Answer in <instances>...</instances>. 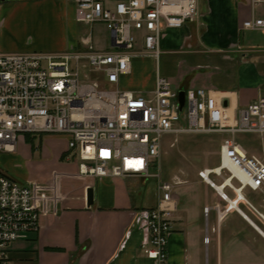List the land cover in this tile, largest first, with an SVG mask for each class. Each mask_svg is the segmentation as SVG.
<instances>
[{
    "label": "crops",
    "instance_id": "1",
    "mask_svg": "<svg viewBox=\"0 0 264 264\" xmlns=\"http://www.w3.org/2000/svg\"><path fill=\"white\" fill-rule=\"evenodd\" d=\"M76 10L75 0H3L2 50L81 49L90 31L94 46L105 49L104 43L95 45L94 37V26L103 23H80ZM251 17L264 19V2L253 6L251 0H201L196 19L165 29L158 62L152 56L133 57L120 88L151 95L160 74L179 92L214 90L236 118L241 108L264 96V29L245 28ZM142 45L138 39L139 50ZM57 137L61 143L54 148ZM36 139L21 137L17 150L27 155L22 157L30 173L8 170L4 164L13 153L1 155L4 172L33 187L40 208L39 230L10 243L11 264H155L145 252L146 212L158 203V184L133 176H81L77 156L67 151V136L43 135L40 144ZM38 148L41 155L35 156ZM176 185L179 205L168 244L170 264H203V244L209 245L211 264H264L262 192V198L253 199L246 188L239 194L226 186L225 199L200 176ZM89 188L94 192L91 205ZM204 217L210 228L206 235Z\"/></svg>",
    "mask_w": 264,
    "mask_h": 264
},
{
    "label": "built area",
    "instance_id": "2",
    "mask_svg": "<svg viewBox=\"0 0 264 264\" xmlns=\"http://www.w3.org/2000/svg\"><path fill=\"white\" fill-rule=\"evenodd\" d=\"M200 1L75 0L78 22L107 26L110 49H97L91 31L81 49L5 52L0 43V264H11V242L40 228L35 189L9 177L1 164V155L16 152L25 135L67 136V151L77 156L81 176L158 177V203L146 212L145 252L155 264H170L168 244L179 205L177 185L152 172L160 168L165 135H231L220 145V164L202 168L199 176L212 186L216 182L211 175L222 184L229 180L226 186L239 194L245 188L260 191L264 201V96L241 108L235 118L211 89L189 88L181 109L179 91L160 74L151 95L119 86L120 78L131 72L134 56H152L158 62L165 29L196 19ZM263 2L251 0L253 6ZM1 27L0 13V35ZM244 27L264 29V19L248 18ZM135 30L141 33L140 50ZM90 67L102 74V81H89ZM240 133L260 137L259 155L236 141Z\"/></svg>",
    "mask_w": 264,
    "mask_h": 264
},
{
    "label": "rangeland",
    "instance_id": "3",
    "mask_svg": "<svg viewBox=\"0 0 264 264\" xmlns=\"http://www.w3.org/2000/svg\"><path fill=\"white\" fill-rule=\"evenodd\" d=\"M135 34L139 39L141 38V33L135 30ZM94 37L95 45L98 42L104 43L102 46L105 49L112 48V37L110 31L103 24H97L94 26ZM97 46V45H96ZM89 75V81H102V74L95 68L90 67L87 70ZM107 88V87H106ZM33 136V135H28ZM37 139L35 143L40 144L39 137L33 136ZM228 137H232L228 134H218V133H181L179 135H165L162 145V155L160 168L152 169V172L160 173L161 179L163 181H170L173 183L179 184L180 181L196 180L199 178L198 172L204 167H216L220 164V145ZM177 138L175 146H171V142ZM237 142L244 145L251 152L256 155L260 154V149L262 147L261 139L258 135L249 134V133H240L235 136ZM56 141L52 142L54 148L58 146L61 141L60 138H56ZM28 144L33 146V142L29 141ZM35 156L41 155V150H35ZM7 163L4 165L6 168L13 173H30L27 159L22 156L25 155V152L19 151L16 153L8 155ZM159 171V172H158ZM211 179L214 180L217 184L221 183V180L216 178L214 175H211ZM140 179H136V182L140 183ZM159 178L153 177L149 179V184L155 186L158 184ZM236 183V182H235ZM182 189L181 185H178V190ZM181 193V192H180ZM248 197L253 199L262 198V193L260 191H253L250 188H246L245 191ZM183 196V195H182ZM181 197V196H180ZM41 201V200H40ZM209 223L207 222L206 217L203 219V233L206 235L209 232ZM206 238H204V242ZM209 245L203 244V264H211L210 255H209Z\"/></svg>",
    "mask_w": 264,
    "mask_h": 264
},
{
    "label": "water",
    "instance_id": "4",
    "mask_svg": "<svg viewBox=\"0 0 264 264\" xmlns=\"http://www.w3.org/2000/svg\"><path fill=\"white\" fill-rule=\"evenodd\" d=\"M179 101H180L181 109H182L185 103V91L179 92ZM93 200H94V192L92 188H89L88 189V205H91L93 203Z\"/></svg>",
    "mask_w": 264,
    "mask_h": 264
},
{
    "label": "bare ground",
    "instance_id": "5",
    "mask_svg": "<svg viewBox=\"0 0 264 264\" xmlns=\"http://www.w3.org/2000/svg\"><path fill=\"white\" fill-rule=\"evenodd\" d=\"M228 184H229V180H226V182L224 184H222V183L221 184H217V183L214 184V186L219 190L221 197H223V198H227V196H225L226 193L224 192V188Z\"/></svg>",
    "mask_w": 264,
    "mask_h": 264
}]
</instances>
